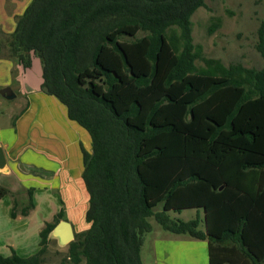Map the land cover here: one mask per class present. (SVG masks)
<instances>
[{"label":"trees","instance_id":"trees-1","mask_svg":"<svg viewBox=\"0 0 264 264\" xmlns=\"http://www.w3.org/2000/svg\"><path fill=\"white\" fill-rule=\"evenodd\" d=\"M204 6L205 0H32L18 19L8 40L10 56L23 71L31 68L33 57L40 59L41 88L91 139V152L81 146L89 228L75 232L61 264H143L150 218L165 231L207 241L210 264H264V153L250 147L264 131V20L255 44L262 66L225 65L194 43L192 16ZM126 27L145 34L142 58L149 66L145 63L142 72L135 71L119 44L118 32ZM220 27L221 20L214 18L208 34ZM166 46L174 61L162 70ZM112 62L141 96L159 84L167 92L154 100L140 96L126 108L127 103L117 105L97 92L93 83L82 84L83 74L98 71L111 93L123 82ZM199 77L210 82L199 88ZM230 89L236 100L218 121L212 113L233 97ZM258 100L260 113L250 129H236L243 108ZM240 139L246 147H237ZM9 184L0 177V199L10 194ZM33 192L28 190L25 216L35 207ZM184 209H196V218L169 215ZM11 215L16 218L14 209ZM61 220H66L62 209L41 230L35 254L22 257L13 251L0 255V264H43L49 234Z\"/></svg>","mask_w":264,"mask_h":264},{"label":"rangeland","instance_id":"rangeland-1","mask_svg":"<svg viewBox=\"0 0 264 264\" xmlns=\"http://www.w3.org/2000/svg\"><path fill=\"white\" fill-rule=\"evenodd\" d=\"M214 18H219L221 20V27L214 34L209 35L208 27ZM263 20L264 0H205V6L198 9L192 16L194 43L202 46L206 57L219 58L225 65L241 62L246 67L260 68L263 64V61L255 49V44L257 42V28ZM118 33L121 34L119 37V44L125 49L130 61L135 65V71L142 72L146 70L145 63L148 66L149 63L144 57L142 58L145 34L142 33L137 27H126ZM112 37H117V33L112 35ZM138 38L143 39V41L138 44H133V40ZM106 53H111V50L106 48ZM113 55L116 57L118 63H120L119 58L114 53ZM160 61L162 70L168 69V67L174 61L173 55L171 54L168 46H166L164 49ZM15 63V70L13 69L14 75L12 74L13 80L10 78L9 79L11 82L10 85L12 84L13 87L17 85L15 90L17 93H20L22 89L18 88L19 84L25 86V88L30 87L28 84H26L27 82L33 85L37 84L38 80H36L35 77L36 74L38 75V73H40L41 62L39 58L33 57L31 69L25 71L22 70V66L18 64L17 60H15L13 65ZM110 65L114 67L115 73L123 78L122 84L120 86L116 85L111 93H107L105 91V82L98 71H91L83 74L81 76V82L84 86H86L88 83H93L97 92L105 94V96L112 99L117 105L122 104V102L127 103V108L131 104L132 100L139 98L141 94L136 92L134 86L124 74V72H122L119 67L117 69L115 68L116 62H112ZM197 65H202V62L198 60ZM20 76L22 77L21 80L19 79ZM9 77H11V73ZM199 78L201 81H196V85L199 88H202L201 86H204V84H208L210 82L209 78ZM180 84L181 83H178V87H180ZM8 88L11 89V87ZM39 88H41V86ZM229 91H231L229 93H233V97L229 96L228 99H224V104L221 106V108L214 110V113H212L213 117L218 121L224 120L223 118L225 117V111L229 108V110H231L236 100L234 97H236L237 93H234L233 89H230ZM165 92L167 91L164 88V85L159 84L158 87H154L150 92L145 93V96H141V98L146 97L147 99L154 100ZM126 97H128V99H126ZM258 102L259 101L254 102V104H252L249 109L259 110ZM26 105L27 99L25 97L19 101L18 108L15 107L14 102L11 100L0 97L1 138L5 136L12 137V124L20 114L19 112H21ZM231 105L232 107H230ZM168 111L169 109L166 110V112ZM146 116L147 113L143 114L141 117L144 122ZM201 130H203L201 135L207 134L205 133L204 128ZM237 141L238 140H233V142ZM257 143L258 145H264L263 130L261 131L260 137L256 141L255 145ZM41 157L43 156L35 155L34 160L36 159L42 161ZM11 167L14 166L11 164ZM36 167L38 168L37 165L33 164L31 172L35 173L33 176H35V179L40 183L29 181L28 179H32V177L25 174L24 178L26 180L23 182H18L20 183L19 185L14 183L11 185L9 184L12 189L10 190V194L0 199V224L6 229V231L17 236L18 239L15 241L17 245L23 244V247L21 249L19 248L17 251V253L22 257L35 254L36 251L39 250V232L44 229L47 224L55 222L56 214L62 208L66 207V210L69 211L70 206L69 204L67 205L66 202L72 199L68 197L65 191H60V187L57 188V185L54 186L53 180L43 181V179H40L41 177L36 176L39 171ZM40 184L46 189V191H44V196H42L43 194L41 192H36L35 196L33 197L35 207L29 210L28 215H23L21 213L22 208L29 203L28 190L31 188H37ZM8 206H11L12 210H15L17 216L21 217V221H13L5 217ZM200 213L202 214L204 211L201 210ZM169 215L173 219L190 221L196 218L197 210L184 209L180 212L171 211L169 212ZM65 216L66 220L68 219L72 222L76 233L85 231L89 228V225L85 222V214L81 215L79 212H67L65 213ZM149 221L152 225V229L145 237L142 251V258L145 264L208 263V255L205 249L202 248L201 250L200 248V250H197L196 248L190 249L189 247L181 248L178 244V241H180L181 237L183 236L188 239L193 238H190L186 235H177L165 231L155 221L154 218H150ZM200 228L205 231L204 222L201 223ZM157 237H160L161 240H166L168 243L164 247L166 249L164 252L163 250L160 252L158 250L155 251L153 240H155ZM151 243L152 247L150 246ZM198 243H200V241H198ZM67 248L68 246L60 247L56 240H51L43 264H61L63 259H65L68 255ZM158 248L161 250L162 246L159 244ZM165 253L168 254L166 255ZM190 259L192 262L189 261Z\"/></svg>","mask_w":264,"mask_h":264},{"label":"crops","instance_id":"crops-1","mask_svg":"<svg viewBox=\"0 0 264 264\" xmlns=\"http://www.w3.org/2000/svg\"><path fill=\"white\" fill-rule=\"evenodd\" d=\"M31 2L32 0H0V97L14 102L16 108L19 107L20 100L24 97L27 99V105L19 112L20 114L12 124L14 127H12V137L5 136L1 138L0 136V144L4 147L9 167L13 173V177L10 179L11 183L19 185L20 183L18 182L26 180L24 178L25 174L32 177V179H28L29 181L40 183L33 176L35 173L31 172L32 165H37L38 168H36L39 171L36 176L41 177L40 179H43V181L53 180L54 186L57 185V188H61L60 191H65L68 197L72 198L66 202L70 206L69 211L64 207L65 209L62 208L64 212H79L82 215L87 210L88 194L81 178L83 172L81 146L86 151L91 152L89 134L76 122L69 120L67 109L63 104L39 88L42 83L41 70L38 75L36 74L35 78L38 80L36 85L27 82L26 84L30 87L25 88V86L19 84L18 88L22 89L20 93L15 90L17 85L15 87L12 84L10 85V79L13 80L14 66L16 67V63L14 65L13 63L16 59L9 56L8 40L16 29L18 19L24 14ZM10 73L11 77H9ZM19 79L21 80L22 77L20 76ZM8 87H11V89ZM258 101L260 102V100ZM254 102L248 103L237 116L234 122L236 129L242 131L250 129L254 118L260 113L255 109L247 111ZM246 144L247 142L244 139H240L237 147L244 148ZM257 145L255 143L251 144L250 147H253L251 150L264 153V145ZM35 155L43 156L41 157L42 161L34 160ZM11 164L14 167H11ZM10 190L12 189L10 188ZM33 190V197L36 192H41L42 196H44V191H46L41 184ZM7 208L6 218L13 221H21L19 216L12 218L11 206ZM16 239H18L17 236L6 231L0 224V255L7 257L13 251L17 252L19 248L21 249L23 244L17 245ZM153 242L155 251L158 250L160 252L163 250L164 252L166 250L164 248L168 244L166 240H161L160 237H157ZM159 244L162 246L161 250L158 248ZM178 244L181 248L205 249L208 255L207 264H210L207 241L188 239L183 236L178 241ZM150 246L152 247V243ZM142 251L143 247L141 249V258ZM165 254L167 255L168 253ZM189 261L192 262L191 259ZM143 264H145L144 261Z\"/></svg>","mask_w":264,"mask_h":264},{"label":"water","instance_id":"water-1","mask_svg":"<svg viewBox=\"0 0 264 264\" xmlns=\"http://www.w3.org/2000/svg\"><path fill=\"white\" fill-rule=\"evenodd\" d=\"M45 92L48 91L46 87L43 88ZM0 177L11 179L13 173L9 167L6 152L4 147L0 144ZM48 239H54L58 242L60 247L68 246L75 240V229L70 221L61 220L54 229L50 232Z\"/></svg>","mask_w":264,"mask_h":264}]
</instances>
